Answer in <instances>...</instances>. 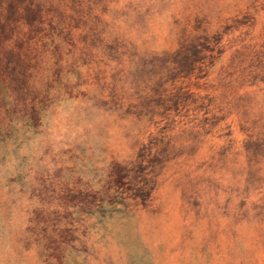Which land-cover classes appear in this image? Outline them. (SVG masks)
<instances>
[{
  "label": "rangeland",
  "instance_id": "1",
  "mask_svg": "<svg viewBox=\"0 0 264 264\" xmlns=\"http://www.w3.org/2000/svg\"><path fill=\"white\" fill-rule=\"evenodd\" d=\"M0 264H264V0H0Z\"/></svg>",
  "mask_w": 264,
  "mask_h": 264
},
{
  "label": "trees",
  "instance_id": "2",
  "mask_svg": "<svg viewBox=\"0 0 264 264\" xmlns=\"http://www.w3.org/2000/svg\"><path fill=\"white\" fill-rule=\"evenodd\" d=\"M9 9L14 11L15 6L11 4ZM25 16H28V14H25ZM174 58H175V61L178 67H183V66H186V64H188L187 58H189V55L183 52L181 48H179L178 50H176Z\"/></svg>",
  "mask_w": 264,
  "mask_h": 264
}]
</instances>
